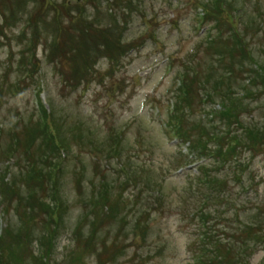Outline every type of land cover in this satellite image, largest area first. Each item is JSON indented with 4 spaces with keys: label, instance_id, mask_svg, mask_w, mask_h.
<instances>
[{
    "label": "rangeland",
    "instance_id": "1",
    "mask_svg": "<svg viewBox=\"0 0 264 264\" xmlns=\"http://www.w3.org/2000/svg\"><path fill=\"white\" fill-rule=\"evenodd\" d=\"M224 1V14H216L226 21L214 29L211 0H52L54 7L0 0V254L14 264L22 256L28 264H201L194 260L196 241L209 227L205 239L215 236L221 248L208 246L228 257L210 264L236 259L232 248L243 252L238 264H264V86L254 83L255 69L245 65L227 22L241 29L254 58L250 65L264 68V0ZM201 4L208 23L199 19ZM237 9L240 21L229 14ZM34 14L35 26L29 25ZM55 16L61 27L53 26ZM209 37H216L215 46ZM33 39L37 53L30 62L26 46ZM191 66L199 70L188 71L185 120L191 128L211 125L202 94L232 66L240 102L231 128L238 135L251 128L259 138L256 148L239 145L230 166L208 161L223 185L204 208L212 212L205 225L198 210L209 191L194 169L178 171L185 158L165 127L170 98ZM246 78L253 81L243 91L239 82ZM221 90L212 91L218 119L229 104L227 87ZM45 111L60 150L53 151L40 131ZM113 147L121 158L113 157ZM51 175L63 207L47 236L37 205L53 207ZM19 188L21 197L12 191ZM24 212H33L26 230ZM44 243L47 259L36 262Z\"/></svg>",
    "mask_w": 264,
    "mask_h": 264
},
{
    "label": "trees",
    "instance_id": "2",
    "mask_svg": "<svg viewBox=\"0 0 264 264\" xmlns=\"http://www.w3.org/2000/svg\"><path fill=\"white\" fill-rule=\"evenodd\" d=\"M225 3L224 0H211L210 5L211 7L216 10L214 13H212V16H214L215 20L219 19L220 24L222 25V21H226L224 18H219L216 14V12L224 14L222 5ZM240 9L235 10L234 11H229V14L231 15V19L233 17V19L240 21L239 20V15H237V11H239ZM211 16V17H212ZM230 17V16H228ZM227 22L231 25L229 27V31H230V35H231V30L233 29V33H232V39H233V43H235V45L237 46L238 50L241 53V56L243 58V60L245 61V65L246 63H248L249 59L251 60L252 55L250 53V51L247 48V44L245 43V39H244V35L241 32V29L239 27H235L234 23L232 20H227ZM110 31V29H109ZM254 59V58H253ZM228 67V72L227 74L222 78V80L220 81L221 83L219 84H215L213 86V90H204V93L206 94V96L208 97L209 100H211V96L214 95L213 92H215V94H220L221 93V89H223L224 87H227L226 92H228L227 94V99L229 101L228 106L225 107V112L223 114L220 115V119L217 118L216 115V111L215 114L213 116L212 119H209V123H211V125H209V127L205 124L204 128L203 123L199 124V128L196 129L194 127L191 128V126H193L191 123V126L186 122V118H185V112H187V110H190L189 108H191V106L188 104V99H191V87L189 86V84L186 86L185 92L183 94H181V104L180 106L177 105L176 110L173 113L172 116V121H173V127L177 130V134L178 136H180L181 139L184 140V142H189L190 143V152L193 154H197V157L202 159V160H206L207 162L209 160H212L213 158L215 159L214 162L215 164H218V168L220 167H225V166H230V161L234 160L232 159L234 157V152L235 150L239 147V145H243L245 147H248L249 149L251 148H256L258 143H259V138L258 135L256 136V133H254V130H252L251 128H243L245 129L241 135L238 133H236L232 128L231 125L233 124V122H236L235 118L238 120L237 116H236V112L234 111V108L237 107V103L240 102L238 95H233V93L235 91H233V84L235 81V70L232 66H227ZM242 71V70H241ZM244 73H249L250 70H243ZM196 74H199V72L197 71ZM254 74V83L256 82L257 85L260 84V82L262 83V86H264V68L263 67H257V69L255 70ZM252 75V74H251ZM263 78V79H262ZM224 79V80H223ZM247 79V78H246ZM246 79L244 80V82H239V87L241 89H243V91L248 90L247 88H249L252 84L251 82L253 81L251 78L250 82L247 83ZM260 81V82H259ZM220 90V91H219ZM213 91V92H212ZM241 96H244L241 95ZM213 98V96H212ZM215 99L213 98L212 100V104L216 105L219 103H215L214 101ZM221 106H224V104H220ZM223 110V111H224ZM213 113V112H212ZM219 121H224L227 124V128L226 129H222V127H224L223 124H225L224 122L220 123ZM225 124V125H226ZM219 125V126H218ZM205 126L207 128H205ZM220 132H218V131ZM52 141V140H51ZM54 143V142H53ZM264 144V143H262ZM211 145V146H210ZM227 154V155H226ZM31 167V166H30ZM54 168H50V174L53 172ZM221 169V168H220ZM219 171V170H218ZM205 177L207 178V182L208 184L213 188L214 192L216 195L220 194V188L222 187L223 183H220V179L218 177H216L214 174H211V171L209 169L205 170L204 173ZM53 175H51L49 181H48V191H50L49 189V183L53 180ZM56 184V183H54ZM27 189V188H26ZM14 192V194H17L18 197H21L24 189L23 188H19V189H14L12 190ZM29 191V195L27 196L29 200H32L35 198V196L33 194H31L30 190ZM52 191L55 192L53 198L54 201H52L51 206H48L45 203H40L37 205V207H40L43 210V213L45 214V223H46V228L43 230V233H45L47 236L48 235H53L52 231V227L53 225H57V222L59 220V217L61 216L60 213L62 210V205L63 202L62 201H57L56 200V193H57V189L56 187L52 188ZM26 197V198H27ZM21 200V201H20ZM25 200L19 198V202H23ZM56 200V201H55ZM94 204V203H92ZM22 206V205H21ZM32 207H34L33 205H31ZM98 207V204L96 203V208ZM15 209L19 212V210L21 209L20 206H16ZM33 212L28 213V212H24L23 215L21 214V221H22V226L24 227V230L27 229L28 224L31 221V216H32ZM44 223V226H45ZM26 228V229H25ZM44 228V227H43ZM4 235L2 234L0 236V242L2 243L3 237ZM46 236V238H47ZM210 243L213 244V246H215L217 249L221 248V242L215 237H212V240H210ZM28 244L25 246V244H21L20 248H24L25 252H28L27 248ZM214 247V248H215ZM1 248V246H0ZM5 248V247H4ZM47 248V246L44 244H42V247L39 248L40 252H39V257L37 255L36 258H34V260L36 262L42 261L43 259H47L48 256V250L44 249ZM213 248V249H214ZM203 250L202 252V259L198 258L199 260H203L202 262H205L204 264H210L211 261H215L217 259H224V258H228L223 256V252L221 251H214V250ZM240 248H232L231 253L234 254V250L238 251V257L232 258V259H228L227 261L223 262L224 264H238L240 262V257L241 254L243 252L239 251ZM5 250V249H2ZM24 251V250H23ZM223 254V255H222ZM242 260V258H241ZM16 264H28L27 260L22 256L19 259V263L17 260H15ZM0 264H14L13 260L11 259H7L6 257V253H2L0 254ZM50 264V263H48Z\"/></svg>",
    "mask_w": 264,
    "mask_h": 264
}]
</instances>
